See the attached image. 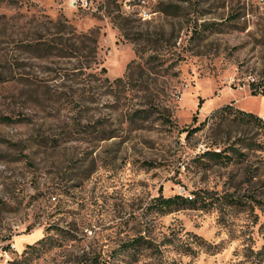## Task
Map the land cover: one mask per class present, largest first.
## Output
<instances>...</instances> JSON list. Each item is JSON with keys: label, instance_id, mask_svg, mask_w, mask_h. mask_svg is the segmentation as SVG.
I'll return each mask as SVG.
<instances>
[{"label": "rangeland", "instance_id": "1", "mask_svg": "<svg viewBox=\"0 0 264 264\" xmlns=\"http://www.w3.org/2000/svg\"><path fill=\"white\" fill-rule=\"evenodd\" d=\"M13 2L0 264H264V0Z\"/></svg>", "mask_w": 264, "mask_h": 264}, {"label": "trees", "instance_id": "2", "mask_svg": "<svg viewBox=\"0 0 264 264\" xmlns=\"http://www.w3.org/2000/svg\"><path fill=\"white\" fill-rule=\"evenodd\" d=\"M11 3L14 4L13 0H10ZM254 88H252L251 94L256 96V95H264V87L262 86V82L259 84H256L255 82L253 83ZM261 90V92H260ZM226 109H230L229 107H226ZM238 113L240 115H242L243 117L247 118L248 121H257L259 123H261L263 120L262 118L252 114V113H247L243 110H238ZM219 155V154H218ZM181 204H188V205H192V206H202V207H206V200L204 198L203 195H198L195 198H185L182 195H177L175 197L172 198H165L163 196H160L157 199V209H161V210H166V209H170L174 206L177 205H181ZM236 204V203H234ZM42 241V240H41ZM41 241H39L38 243H40ZM102 264V263H99Z\"/></svg>", "mask_w": 264, "mask_h": 264}, {"label": "crops", "instance_id": "3", "mask_svg": "<svg viewBox=\"0 0 264 264\" xmlns=\"http://www.w3.org/2000/svg\"><path fill=\"white\" fill-rule=\"evenodd\" d=\"M264 115V114H263ZM26 241L25 240H23V239H21V240H19L18 241V243H17V248L19 249V247H22L23 246V243H25Z\"/></svg>", "mask_w": 264, "mask_h": 264}, {"label": "built area", "instance_id": "4", "mask_svg": "<svg viewBox=\"0 0 264 264\" xmlns=\"http://www.w3.org/2000/svg\"><path fill=\"white\" fill-rule=\"evenodd\" d=\"M254 81V80H253ZM13 248L15 249L16 247H15V245L13 246ZM4 257L6 258V259H10V255H9V253L8 252H5L4 253Z\"/></svg>", "mask_w": 264, "mask_h": 264}]
</instances>
